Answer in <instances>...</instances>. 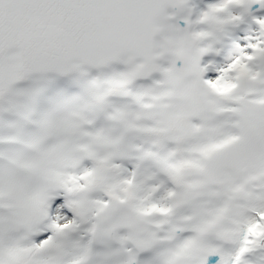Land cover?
<instances>
[{
    "label": "snow or ice",
    "instance_id": "obj_1",
    "mask_svg": "<svg viewBox=\"0 0 264 264\" xmlns=\"http://www.w3.org/2000/svg\"><path fill=\"white\" fill-rule=\"evenodd\" d=\"M0 264H264V0H0Z\"/></svg>",
    "mask_w": 264,
    "mask_h": 264
}]
</instances>
